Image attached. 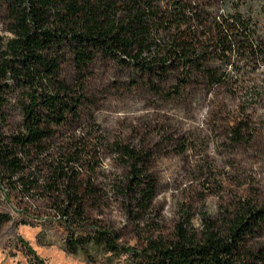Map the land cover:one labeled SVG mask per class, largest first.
<instances>
[{
	"label": "rangeland",
	"instance_id": "rangeland-1",
	"mask_svg": "<svg viewBox=\"0 0 264 264\" xmlns=\"http://www.w3.org/2000/svg\"><path fill=\"white\" fill-rule=\"evenodd\" d=\"M204 1L213 15L222 13L212 0ZM258 22L264 39V13ZM6 30L0 6L4 41ZM222 70L229 80L221 85L198 79L175 90L172 72L153 89L133 68L96 59L82 80L78 118L55 129L47 153L74 155L79 178L90 180L96 195L87 199L85 216L70 223L40 188L49 161L35 167L38 183L26 191L16 179L0 182V216L6 217L0 264H130V252L149 236L171 237L178 224L197 233L209 223L222 226L243 202L264 208V58L243 66L232 57ZM60 77L75 87L68 52ZM5 114V134L16 133L23 119L17 93ZM116 145L149 157L144 168L156 194L144 211L131 212L132 202L120 192L131 167ZM95 223L117 234L118 249L88 241L71 251L67 242L92 236ZM248 244L264 247V226Z\"/></svg>",
	"mask_w": 264,
	"mask_h": 264
},
{
	"label": "trees",
	"instance_id": "trees-1",
	"mask_svg": "<svg viewBox=\"0 0 264 264\" xmlns=\"http://www.w3.org/2000/svg\"><path fill=\"white\" fill-rule=\"evenodd\" d=\"M205 2L0 0L10 35L6 41L0 37V182L16 179L26 191L38 183L35 167L49 161L42 192L65 220L83 218L95 188L79 178L74 155L47 153L55 129L78 118L82 80L96 59L133 68L147 76L153 89L174 72L176 90L198 79L209 85L228 82L222 67L232 57L243 66L264 58L258 22L264 0H212L222 10L219 15ZM67 52L76 71L75 87L60 77ZM13 93L23 119L16 133L6 135L5 109ZM116 149L131 167L129 184L120 192L132 202L131 212L144 211L156 194L144 168L149 157L128 147ZM5 220L0 216V225ZM262 226L264 208L243 202L222 226L209 223L197 233L178 224L171 237L149 236L142 248L130 252V264H264V247L248 244ZM93 229L92 236L67 242L69 249L88 241L110 252L118 249L116 233L97 223Z\"/></svg>",
	"mask_w": 264,
	"mask_h": 264
}]
</instances>
